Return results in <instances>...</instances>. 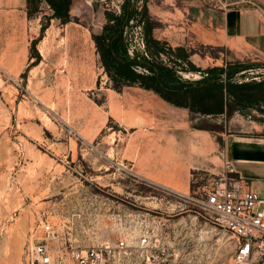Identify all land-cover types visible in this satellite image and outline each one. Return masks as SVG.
Returning <instances> with one entry per match:
<instances>
[{
	"label": "rangeland",
	"instance_id": "obj_1",
	"mask_svg": "<svg viewBox=\"0 0 264 264\" xmlns=\"http://www.w3.org/2000/svg\"><path fill=\"white\" fill-rule=\"evenodd\" d=\"M124 1L74 0L75 19L62 24L53 18L42 35V18L52 12L45 1L42 10L26 21L18 11L0 15V264H26L27 245L43 234L41 220L52 221L63 232L70 227L77 244L88 246L124 233L125 216L132 211L162 219L166 225L160 233L169 245L184 250L192 264H237L234 239L199 203L204 186L212 181L207 171L193 170L191 189L172 193L137 181L124 157L127 147L141 152L146 146L168 144L175 136L179 141L185 133L172 122L185 117L182 113L156 111L139 120L110 111L115 92L92 33L100 31L105 10L120 13ZM146 4L155 37L167 47L191 49L190 59L176 64L178 68L189 67L190 62L200 68L237 61L264 63L258 52L236 55L226 46L201 43L190 21L196 9L203 10V20L215 10L233 9L258 15L264 23V0H146ZM128 37L130 55L146 51L140 26L128 31ZM37 38L39 59L31 56ZM162 58L175 64L168 54ZM180 74L190 80L200 76L185 69ZM246 74L238 73L237 78L264 79V67ZM134 93L124 89L116 98L124 106L133 105ZM226 118L236 132L251 128L247 132L254 134L260 127L264 133V115L256 108L236 110ZM201 119L200 125L208 124L207 118ZM250 264H264V256Z\"/></svg>",
	"mask_w": 264,
	"mask_h": 264
},
{
	"label": "crops",
	"instance_id": "obj_2",
	"mask_svg": "<svg viewBox=\"0 0 264 264\" xmlns=\"http://www.w3.org/2000/svg\"><path fill=\"white\" fill-rule=\"evenodd\" d=\"M0 2V15H4V11L14 14L18 11L25 21L29 18L27 0ZM202 16L203 10L196 9L195 15L191 16L193 19H186L191 21L196 39L201 43L226 46L236 55L249 50L264 57V23L258 15L225 9L211 12L206 20ZM102 19L101 28L106 22L105 14ZM185 47L187 51L191 50L188 46ZM190 57L191 55L188 58ZM186 71L199 73V78L202 76L197 69ZM124 89L135 91L130 97L135 98L136 104L124 106L116 98ZM113 90L115 94H112V98L115 101L110 102V111H115L120 117L147 120L156 111L175 116L181 113L185 115L172 120L175 127L185 129L179 141L175 136L168 144H153V149L146 146V149L141 148V152H136L138 149L135 147L126 148L124 157L131 162V169L136 176L148 183L185 193L191 189L193 170L221 172L225 162L229 161L235 167V175L247 178L252 188L264 195V133H261L260 127L255 128L254 134L247 132L251 128L236 132L230 128V119L226 118L225 113L207 116L195 114L188 107L174 105L154 90L137 84L125 86L121 91ZM261 115L264 114L261 112ZM197 117L207 118V126L200 125L198 122L202 119ZM194 119L198 121L195 123Z\"/></svg>",
	"mask_w": 264,
	"mask_h": 264
},
{
	"label": "trees",
	"instance_id": "obj_3",
	"mask_svg": "<svg viewBox=\"0 0 264 264\" xmlns=\"http://www.w3.org/2000/svg\"><path fill=\"white\" fill-rule=\"evenodd\" d=\"M43 1L52 12L42 18L41 35L53 18L62 24L75 19L72 15L74 0H27L29 18L42 10ZM138 2L125 0L120 13L105 10L106 22L99 32L92 33L111 87L121 91L125 86L137 84L154 90L174 105L188 107L203 116L225 113L229 118L236 110L245 113L251 108L264 114V79L237 78L238 73L248 75V70L264 67V63L237 61L201 69L190 62L189 67L178 68L176 64L188 59L187 50L183 46L167 47L165 41L156 38L146 0L143 4ZM137 26L142 28L146 51L137 50L132 56L128 53V31ZM39 39L33 40L31 45V54L37 59L40 58L36 50ZM162 54L172 57L175 64L165 62ZM182 69H197L202 76L196 80L185 79L180 74Z\"/></svg>",
	"mask_w": 264,
	"mask_h": 264
},
{
	"label": "built area",
	"instance_id": "obj_4",
	"mask_svg": "<svg viewBox=\"0 0 264 264\" xmlns=\"http://www.w3.org/2000/svg\"><path fill=\"white\" fill-rule=\"evenodd\" d=\"M120 8H118V11ZM130 51V49H129ZM235 167L225 162L220 172L209 171L211 182L204 186L199 203L215 214L216 224L230 233L235 243L237 264H250L264 256V195L251 182L235 175ZM137 181L148 183L138 176ZM157 186L164 191L173 190ZM179 193V192H176ZM181 194V193H179ZM166 223L149 213L129 212L125 232L88 246L77 244L72 230L63 232L48 219L41 220L40 239L25 250L26 264H192L184 250L169 245L160 230Z\"/></svg>",
	"mask_w": 264,
	"mask_h": 264
},
{
	"label": "bare ground",
	"instance_id": "obj_5",
	"mask_svg": "<svg viewBox=\"0 0 264 264\" xmlns=\"http://www.w3.org/2000/svg\"><path fill=\"white\" fill-rule=\"evenodd\" d=\"M46 42V41H45Z\"/></svg>",
	"mask_w": 264,
	"mask_h": 264
}]
</instances>
